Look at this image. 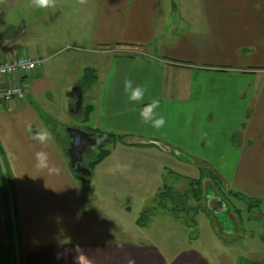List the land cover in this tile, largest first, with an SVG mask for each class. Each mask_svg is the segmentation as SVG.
Segmentation results:
<instances>
[{"label":"crops","instance_id":"0c3cea01","mask_svg":"<svg viewBox=\"0 0 264 264\" xmlns=\"http://www.w3.org/2000/svg\"><path fill=\"white\" fill-rule=\"evenodd\" d=\"M10 6L0 0V61L27 56L42 62L31 75L12 80L25 88L24 99L0 104V264H15L14 244L18 264H215L216 256L186 243L172 250L170 244L118 241L73 206L78 177L91 178L99 167L110 183L121 179L119 172L143 183L144 168L159 167V158L172 163L164 170L186 189L198 177L180 173L179 166L200 170L204 196L219 219L217 237L242 235L250 255L264 253V0H57L44 13L33 8V24L18 28L2 25ZM32 30L28 48L23 39ZM126 79L147 86L142 102L128 101ZM75 94L81 104L71 110L84 125L74 128L117 141L113 148L106 137L95 144L107 153L93 167L99 154L85 164L95 155L85 147V173L71 166L70 144L64 148L55 139V126L65 124L52 120L73 108ZM153 98L167 121L159 130L140 117ZM40 128L52 134L47 146L31 138ZM41 150L56 171L35 166ZM7 180L16 200V243L1 189ZM216 181L248 206L225 201ZM176 186L165 185L159 194ZM74 222L93 235L65 234L77 230Z\"/></svg>","mask_w":264,"mask_h":264},{"label":"rangeland","instance_id":"374dc122","mask_svg":"<svg viewBox=\"0 0 264 264\" xmlns=\"http://www.w3.org/2000/svg\"><path fill=\"white\" fill-rule=\"evenodd\" d=\"M5 4L10 6V13L3 15V26L9 27H22L24 24L28 26L33 24V8L37 12L44 13V8L33 7L31 0H1ZM25 45H29L28 48L33 47V30L30 31L26 37H24ZM31 45V46H30ZM59 43L55 44L57 49ZM62 47V45L60 44ZM62 57H57L58 60ZM74 105V104H73ZM2 106V105H0ZM72 108L66 107L61 112V118L52 119L61 121L65 124H59L55 126L57 135L55 139L58 144L66 148L71 143L70 129H74V126L83 127L84 122L80 117L79 112H72ZM70 110V111H69ZM59 114L58 112H54ZM94 138V137H93ZM105 138L102 137V141ZM97 140V139H96ZM107 147L113 148L117 141L106 142ZM70 146V145H69ZM70 149L65 150L69 153ZM95 155L93 157L87 155L85 164H88L94 157H96L100 150L98 146L94 149ZM64 154V155H65ZM159 160V161H158ZM150 163L155 162L154 158L149 160ZM159 167L155 165L153 168H144V182H130L124 179L123 175L119 172L118 178H121L118 182L110 183L106 180L107 175L104 169L97 167L95 173L91 178L78 177L75 186L77 187L78 197L73 200V206L76 211L79 212L80 217H86L85 220L94 218L102 226L108 228V233L114 239L118 241H131L134 243L144 244H158L164 246L166 244L172 245V250L180 248L182 244L197 246L202 251L208 253L212 258H215V264H220L222 261H229L228 264H252L263 263L264 253H260L258 250L253 251L250 255L246 250L249 244L244 242L242 235L234 237H226L224 235H217L214 233L213 226L219 222L217 215L212 213L210 208L213 205L212 199L206 200V197L199 200L193 195H187V189L185 184L180 182L177 186L174 184L176 180H180V177H173L168 171L164 170L165 167H172V163H168L164 159H157ZM149 163V166L151 165ZM156 163V164H158ZM105 166L104 168H106ZM177 167V166H176ZM178 168L182 174H189L193 177L201 178L202 174L200 170L196 169L192 165H182ZM207 173V171H205ZM165 173V174H164ZM7 191L9 193V211L11 223L14 225V232L12 234L11 241L17 242V229L16 224V200L14 198V188L12 183L7 180ZM11 183V184H10ZM204 184V182H202ZM182 184V185H181ZM176 186L175 190L172 188L167 191H172L170 199L162 198L159 194L164 186ZM220 187L223 191V197L226 201L230 199L233 205H239L247 207L246 203L237 199V197L230 196L229 191H224V186L218 181L215 182L214 187ZM205 186V185H204ZM177 191V192H174ZM166 193V190L163 194ZM169 193V192H167ZM174 195V196H173ZM179 202L178 204L176 202ZM228 201V200H227ZM176 203L177 205H174ZM84 204V205H82ZM176 207L179 209L180 214L176 216L168 215L166 212L168 208ZM189 210H188V209ZM175 209V208H174ZM148 210V214L144 213ZM77 212V213H78ZM85 213V214H84ZM92 213L93 215L85 216ZM211 213V214H210ZM82 214V215H81ZM78 219V218H77ZM75 220V219H74ZM247 222V221H246ZM18 223V221H17ZM75 223V222H74ZM252 225V224H251ZM76 231L72 229L65 234L72 235L76 233H84L82 237H88L93 235V232H83L82 229L75 223ZM258 228L259 225L255 226ZM216 228V227H215ZM86 229V225H85ZM256 230V229H255ZM257 241V240H256ZM251 242V241H249ZM253 242V241H252ZM257 243V242H256ZM258 245V244H256ZM263 247V245L261 244ZM207 248V249H206ZM257 249V248H256ZM255 249V250H256ZM10 256H15V264L19 263V256L21 252L13 245V248L9 251ZM1 255V254H0Z\"/></svg>","mask_w":264,"mask_h":264},{"label":"clouds","instance_id":"9594fccd","mask_svg":"<svg viewBox=\"0 0 264 264\" xmlns=\"http://www.w3.org/2000/svg\"><path fill=\"white\" fill-rule=\"evenodd\" d=\"M87 0H79L81 5L85 4ZM33 6L37 8H55L57 0H31ZM124 93L127 96V99L131 103H140L143 101L145 93H147L148 89L145 85H133V81L131 79H126L123 82ZM160 106V100L153 98L151 102L145 105L141 112L140 117L142 122L145 124H151V126L157 130L162 129L166 126L167 121L163 115H160L156 112V109ZM29 132L32 129L29 127ZM33 140L37 141L42 146H47L53 139L52 134L45 128H40L35 131V133L31 137ZM35 166L41 170H47L49 172L56 171L55 165L50 163L49 154L44 151H37L35 153ZM77 251L79 249L77 248Z\"/></svg>","mask_w":264,"mask_h":264},{"label":"built area","instance_id":"2783aa9c","mask_svg":"<svg viewBox=\"0 0 264 264\" xmlns=\"http://www.w3.org/2000/svg\"><path fill=\"white\" fill-rule=\"evenodd\" d=\"M40 58L21 57L13 61H0V104H7L15 99H24L25 88L12 83L16 77L29 76L40 64Z\"/></svg>","mask_w":264,"mask_h":264},{"label":"water","instance_id":"95a60500","mask_svg":"<svg viewBox=\"0 0 264 264\" xmlns=\"http://www.w3.org/2000/svg\"><path fill=\"white\" fill-rule=\"evenodd\" d=\"M74 95V93H72ZM77 96V101L73 106V110L76 111L80 107L81 104V96L80 94H75ZM71 143H70V154H71V166L74 168V171H82L86 172L83 168L84 158L82 156L83 149L89 145V141H91L92 136L88 132H84L79 129H70ZM130 143L137 142V140L130 139L128 140ZM91 144V143H90ZM77 155V156H76ZM90 173V172H89Z\"/></svg>","mask_w":264,"mask_h":264},{"label":"trees","instance_id":"16d2710c","mask_svg":"<svg viewBox=\"0 0 264 264\" xmlns=\"http://www.w3.org/2000/svg\"><path fill=\"white\" fill-rule=\"evenodd\" d=\"M102 137L107 138L109 136L102 135ZM106 153H107V151H102L101 153H99V155L95 158V160L92 161L91 166L93 167L96 163H99L103 159V157ZM202 182H203L202 177L198 178L196 180L193 179L192 181H190V186L186 192L187 195H189V196L193 195L194 197H196L200 203H201L202 198L203 199L205 198V196H204L205 195V186ZM1 189L3 190L4 195H5V208H6L7 216H9L8 224L10 225L11 221H10V211H9V193L7 191V187H6V184L4 182H3V184L1 183ZM167 192H169V191L166 190V193L162 194L161 197L165 198V199L169 198V196L172 193L171 192L167 193ZM176 203L178 204L179 202L177 201ZM176 203L175 204L173 203V204L177 205ZM11 228H12V226H11ZM252 264H264V263H252Z\"/></svg>","mask_w":264,"mask_h":264},{"label":"flooded vegetation","instance_id":"af4514ba","mask_svg":"<svg viewBox=\"0 0 264 264\" xmlns=\"http://www.w3.org/2000/svg\"><path fill=\"white\" fill-rule=\"evenodd\" d=\"M100 140H96V139H94L93 137H92V139H91V141H89V145H87L86 146V148L85 149H87L86 151L87 152H94V147L96 146L95 144H97V143H100L99 142ZM91 143V144H90ZM77 156V155H76Z\"/></svg>","mask_w":264,"mask_h":264}]
</instances>
